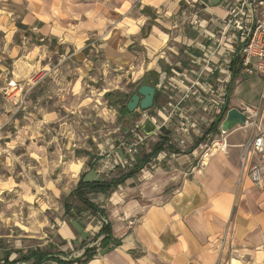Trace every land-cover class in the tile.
I'll return each instance as SVG.
<instances>
[{"label": "crops", "instance_id": "obj_1", "mask_svg": "<svg viewBox=\"0 0 264 264\" xmlns=\"http://www.w3.org/2000/svg\"><path fill=\"white\" fill-rule=\"evenodd\" d=\"M0 6L5 43L0 47V131L17 121L24 95L41 82H48L45 99L57 95L60 101L79 98L78 86L99 91L100 80H121L135 90L121 95L126 103L120 116L129 126L115 132L106 148L97 141L96 152L90 146L82 159L72 160L76 185L64 203L80 183L111 187L85 193L93 212L64 207L57 230L61 244L50 240L58 249L41 264H82L86 252L92 258L83 264H264V191L240 169L239 146L247 135L232 133L228 153L215 154L198 171V152L190 143L181 147L174 135L178 114L161 131L156 125L164 122L163 110L182 98L177 90L186 93L195 85L205 95L216 91L222 78L229 82L230 110L259 105L261 80L244 74L239 59L230 66L233 55L218 46L226 18L223 0H0ZM196 14L198 26L192 23ZM21 26L41 42L24 55L14 44ZM143 85L156 89L148 110L155 131L146 134L150 121L142 123L147 140L137 155H130L124 143L140 126L141 111L130 113L124 106ZM105 96L117 103L112 93ZM3 99L14 106L6 116ZM191 101L179 113L199 108ZM210 114L197 113L205 129ZM44 115L58 119L55 111ZM90 137L96 142L99 136ZM157 146L161 151L155 152ZM227 229L229 240L219 255V238ZM27 257L11 264H32ZM6 261L10 264H0Z\"/></svg>", "mask_w": 264, "mask_h": 264}, {"label": "rangeland", "instance_id": "obj_2", "mask_svg": "<svg viewBox=\"0 0 264 264\" xmlns=\"http://www.w3.org/2000/svg\"><path fill=\"white\" fill-rule=\"evenodd\" d=\"M5 7L10 10V6ZM15 21L20 23L19 19ZM18 28L14 44L24 55L39 41H34L22 26ZM118 81L111 79L104 84L100 80L99 91L78 86L75 91L80 93L79 98L68 95L61 101L57 95L45 99L48 82H41L24 95L17 121L14 119L0 131V262L8 260L11 264L32 251L39 254L58 249L50 240L61 244L57 230L65 210L64 199L76 185L70 175L72 160L82 159L90 146L96 152L97 141L106 148L107 140L118 135L115 132L121 133L129 126L120 116L126 103L121 95L132 94L134 85ZM5 93L2 96L7 98ZM107 93L113 94L115 105L109 102ZM2 101L6 116L5 111L14 106ZM45 111L57 112L58 119L45 118ZM92 133L99 136L96 142L90 137Z\"/></svg>", "mask_w": 264, "mask_h": 264}, {"label": "built area", "instance_id": "obj_3", "mask_svg": "<svg viewBox=\"0 0 264 264\" xmlns=\"http://www.w3.org/2000/svg\"><path fill=\"white\" fill-rule=\"evenodd\" d=\"M223 3L226 7V18L218 46L233 55L229 61L230 66L235 58L239 59L244 74L261 80L262 94L259 105H244L240 110L246 117L243 124L230 133L223 134L221 125L230 109L227 100L229 82L227 78H222L219 79L220 87L216 91H205V95L195 90V85H191L186 93L177 90V95L181 94L182 98H178L177 103H170L163 110L164 122L156 125L161 131L164 126L174 122L178 114L179 122L174 128V135L181 147L190 143L193 152H198V171H202L215 154L228 153V138L232 133H245L247 138L239 146L241 175L250 180L253 186L264 191V0H223ZM192 23L195 26L200 25L198 14ZM191 100H195L199 108L179 113L181 110L178 108L192 102ZM196 104L193 103V106ZM199 110L211 113L206 129L201 126L197 117ZM139 117L140 126L133 131L132 140L124 143L130 155H137L144 146L148 136L143 132L142 126L153 120L149 111H141ZM103 223L106 224L105 221ZM229 236L230 229H227L219 238V255L224 252Z\"/></svg>", "mask_w": 264, "mask_h": 264}, {"label": "water", "instance_id": "obj_4", "mask_svg": "<svg viewBox=\"0 0 264 264\" xmlns=\"http://www.w3.org/2000/svg\"><path fill=\"white\" fill-rule=\"evenodd\" d=\"M156 96V89L153 86L143 85L139 88L138 92L134 94L127 104V109L130 113H135L138 109L141 111H148L152 109ZM245 115L238 109H231L224 122L221 125L223 134L230 133L234 128L242 125L245 121ZM144 132L148 135L155 131V127L149 122L144 127Z\"/></svg>", "mask_w": 264, "mask_h": 264}, {"label": "trees", "instance_id": "obj_5", "mask_svg": "<svg viewBox=\"0 0 264 264\" xmlns=\"http://www.w3.org/2000/svg\"><path fill=\"white\" fill-rule=\"evenodd\" d=\"M124 108L126 109V111H128L127 109V105L124 106ZM162 146H157V148L155 149V152H159L161 151ZM111 185L110 184H106V183H91L88 185H83V184H79V187L75 190V192L73 194H71V199L65 201V209L67 211H70L71 209H76V210H84V211H95L96 208L95 206L90 203L87 198H86V192L88 190L92 191V190H98L100 188L102 189H107L110 188ZM37 251L33 252L30 254L29 257L25 258L24 260L26 262L33 260L35 262V264H41L42 262L46 261V260H51L52 257L50 256V254L48 252H43V253H36ZM92 258L91 254H88V252L85 253V258L83 261H81V263H86L88 262L90 259ZM7 264V261L4 263ZM34 264V263H33Z\"/></svg>", "mask_w": 264, "mask_h": 264}]
</instances>
